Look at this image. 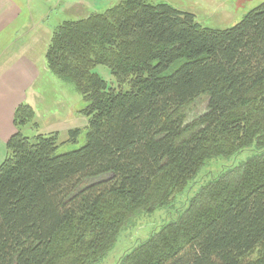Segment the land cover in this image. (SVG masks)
I'll list each match as a JSON object with an SVG mask.
<instances>
[{
  "label": "trees",
  "instance_id": "16d2710c",
  "mask_svg": "<svg viewBox=\"0 0 264 264\" xmlns=\"http://www.w3.org/2000/svg\"><path fill=\"white\" fill-rule=\"evenodd\" d=\"M44 62L85 101V138L57 153L58 132L23 134L35 111L15 107L0 264H96L136 217L170 207L115 264H264V1L209 28L167 3L117 0L54 26Z\"/></svg>",
  "mask_w": 264,
  "mask_h": 264
},
{
  "label": "rangeland",
  "instance_id": "374dc122",
  "mask_svg": "<svg viewBox=\"0 0 264 264\" xmlns=\"http://www.w3.org/2000/svg\"><path fill=\"white\" fill-rule=\"evenodd\" d=\"M152 3H167L177 9L191 12L194 15V20L209 28H227L238 22L243 15L251 8L257 6L264 0H150ZM117 2V1H116ZM57 0H32L30 6L33 11L40 12L41 18L45 19V25L56 26L59 19V11L62 9L63 4H59L57 8ZM45 11V12H44ZM67 12V11H64ZM79 12V10H78ZM44 13V14H43ZM61 22V21H60ZM104 80L110 83L112 75L108 68L98 65L93 69ZM48 76L41 75L40 80L35 84V87L42 86L46 88L44 97L36 102L35 121L38 123L39 128L53 127L58 130V148L57 153H62L73 148L80 147L85 138V125L86 117L79 112L84 106L85 101L79 96L72 84L54 77L49 71ZM64 97V98H63ZM63 98V100H61ZM206 100L200 99L194 104L187 107V118L190 119L195 115L205 110ZM51 110L55 116L53 122H48V112ZM70 125L71 129L80 128L81 131L75 143L66 141L69 138L68 131L64 126ZM73 126V127H72ZM23 134L31 137L37 134V128L31 125H26L22 129ZM246 152L240 155L244 157ZM206 170H204L205 172ZM217 168L212 170L216 173ZM203 177V176H202ZM205 179L202 178V181ZM183 196L178 198L177 202H181ZM176 210L174 207L169 209H157L150 214H142L136 217L132 222L133 224L127 225L124 230L118 235L115 246L112 250L96 264H115L118 261L119 255L125 250L130 248L139 240L147 237L150 232L159 224L174 218ZM256 256V252L251 254L249 258Z\"/></svg>",
  "mask_w": 264,
  "mask_h": 264
},
{
  "label": "crops",
  "instance_id": "0c3cea01",
  "mask_svg": "<svg viewBox=\"0 0 264 264\" xmlns=\"http://www.w3.org/2000/svg\"><path fill=\"white\" fill-rule=\"evenodd\" d=\"M30 1L0 0V163L4 159L6 142L15 132L12 121L15 107L26 102L34 109L46 92V88L35 87V84L41 75L48 76L44 52L53 26L45 25V19L40 17L42 13L33 11ZM116 1L57 0L53 8L63 4L59 11L60 22L101 12ZM47 116V123L55 120L51 110ZM43 129L37 123V131L41 133L58 132L51 126ZM64 129L68 131L71 126L66 125Z\"/></svg>",
  "mask_w": 264,
  "mask_h": 264
}]
</instances>
